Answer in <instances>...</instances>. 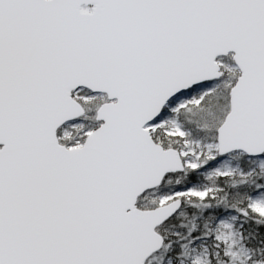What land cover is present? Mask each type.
<instances>
[{"label":"snow or ice","instance_id":"1","mask_svg":"<svg viewBox=\"0 0 264 264\" xmlns=\"http://www.w3.org/2000/svg\"><path fill=\"white\" fill-rule=\"evenodd\" d=\"M0 264H264V0H0Z\"/></svg>","mask_w":264,"mask_h":264}]
</instances>
